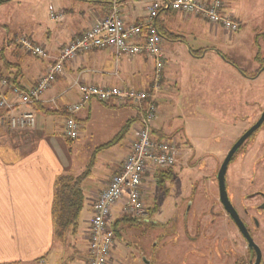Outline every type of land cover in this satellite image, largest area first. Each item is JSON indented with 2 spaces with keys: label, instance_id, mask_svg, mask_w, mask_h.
Instances as JSON below:
<instances>
[{
  "label": "crops",
  "instance_id": "crops-1",
  "mask_svg": "<svg viewBox=\"0 0 264 264\" xmlns=\"http://www.w3.org/2000/svg\"><path fill=\"white\" fill-rule=\"evenodd\" d=\"M149 1L121 0V17L124 23L130 25L141 22L146 15L145 7ZM50 10L55 13L62 11V15L55 20L50 19L51 22L46 25L39 23L35 26L27 25L16 16L5 18L4 25L0 27V34L3 33L0 37V80H7L10 86L31 88L57 60L62 47L74 37L80 36L95 20L103 18L108 7L97 0H58L48 7V11ZM225 10L240 27L239 14L235 15L227 9L226 1ZM203 22L205 21L196 16L176 12H164L157 16L155 23L160 32L166 36L169 34L179 36L182 41L169 42L162 38L164 68L161 86L153 93L156 109L157 101L164 99L163 95L170 92L171 86L175 88L178 86L179 65L173 50L176 44L183 45L187 50L190 62L203 59L208 54L215 55L214 49L206 47L204 43L197 44L196 50L188 45L190 42L188 38L190 35L193 36V30H199L205 35L208 33V37L218 41L222 28L211 24L205 27ZM18 37L31 39L46 51L47 57L41 59L25 53L14 44ZM224 61L227 63L226 59ZM153 71L152 60L144 55L132 57L125 54L117 55L114 50L106 48L85 52L76 59L64 63L61 74L32 105H17L18 100L10 88L3 89L7 101L16 105V112L33 113L36 125L34 129L26 131H10L7 127L0 126V264H45V259L54 251L53 245L57 240L51 216L55 182L60 176L78 177L88 171L80 185L83 204L77 219L76 231L74 233L68 231L63 235L60 241H57L58 250L55 252L61 257L59 261H64L65 264H86L92 204L110 179L119 173L134 139L138 112L132 106H119L114 101L107 104L94 100L88 102L74 115L80 125V133L78 138L73 140L75 142L73 147H69L65 142L71 140L63 135L64 120L68 116L66 110L79 99L80 86L128 87L148 91ZM245 78L246 74L243 76L238 74L236 79L243 81ZM172 94L170 96L176 95ZM157 122L155 118L152 124L154 137L171 139L178 146L177 136L180 135L165 132ZM182 137L183 135L180 139ZM182 140L189 144L190 149L193 148L185 136ZM226 141L227 136L224 140L218 141L216 147L218 152L225 151ZM190 149L186 150V155ZM178 150L179 157L181 155L179 147ZM214 154L217 153L212 154L213 159L217 160ZM81 161L84 165L79 169V165L76 164ZM73 168H78L79 172L76 173ZM164 170L168 169L148 173L142 180V200L145 206L151 209L150 214L155 209L151 220L148 219L149 223L138 220L126 221L129 217L121 214L120 205L112 208L110 223L115 240L108 264H154V257L158 256L159 251L155 254L153 248L158 247V240L146 239L147 245H144L141 239L145 229H162L167 224L169 227L178 226L179 233L175 234L176 227L174 230L168 227L171 235L162 234L169 240L168 244L161 247L163 250L161 256L169 258V261L178 257V263L185 264L187 256L193 254L194 257H189V260L193 261H190V264H199L196 252L192 248L189 251L188 246L185 248L182 243L184 241L196 243L199 239L197 225L204 223L199 224V219L188 217L174 221L157 219L165 206L163 200L167 195L156 205L152 200L159 188V182L163 181V184L168 180L162 174ZM187 188V192L183 190L184 195H181L183 191L178 193L181 205H185V208L191 205L193 196V186L188 183ZM127 227L138 230L135 234L138 241L130 245L125 242L124 233ZM121 234L124 239L118 241ZM67 236L69 242H66ZM145 246L148 248L150 246L151 257L144 255Z\"/></svg>",
  "mask_w": 264,
  "mask_h": 264
},
{
  "label": "rangeland",
  "instance_id": "rangeland-1",
  "mask_svg": "<svg viewBox=\"0 0 264 264\" xmlns=\"http://www.w3.org/2000/svg\"><path fill=\"white\" fill-rule=\"evenodd\" d=\"M57 2L58 0H11L0 3V27L4 25L5 18L12 16H16L27 25L49 24L51 18H49L48 7ZM226 7L235 15L239 14L241 26L238 32L228 34L222 29L216 42L212 37H208V33L205 35L199 30H193V36L190 35L188 38L190 41L188 45L191 49L196 50L197 44L204 43L206 47H211L215 51V55L208 54L205 58L196 59L193 62L189 61L187 50L183 45L176 44L173 50L179 65L177 68L180 77L178 86L176 88L171 86L170 92L163 95L164 99L157 101L158 109H156L157 123L163 127L164 131L185 136L193 146L190 149L189 144L182 140L183 137L180 139V136H177L181 155L177 158L173 168L162 172L168 180L166 183L162 184L163 181L159 183V188L152 200L156 205L167 195L163 200L165 206L157 219L174 221L183 217L205 218L207 221L203 230L218 227L217 221H219L217 255L215 251L214 254H209L207 251L212 247V241L202 240L199 235V239L194 244L187 241L182 243L184 247L188 246L189 251L192 248L194 252L195 250L202 252L204 254V256L201 254L203 264H232V257H234V264L242 263L241 252H244V245L241 243L242 246L231 253L227 248L230 246L229 242H225L227 237L230 238L229 232L231 231L229 230H232V227L217 199L216 175L233 141L258 119L264 109V0H226ZM208 25L203 22V26ZM2 35L3 33L0 37ZM224 59H228L233 65L225 63ZM262 64L261 71L255 75ZM238 74L241 76L246 74L245 80L236 79ZM171 94L173 96H170ZM57 118L61 117L57 116ZM226 136L225 151L221 150L219 153L216 150L217 143L224 140ZM65 144L73 147L75 142L71 140ZM244 147V152L241 151L235 162L228 166L225 181L228 177V189L233 203L241 215L244 214L248 226L252 229L249 218L255 217L260 221L259 228L252 232L263 252L264 259V211L262 214L255 213V209L264 199V197L261 198L264 192V126L254 139L253 136L247 139ZM188 149L190 152L186 155L185 152ZM213 153H217L214 154L217 160L213 159ZM76 165H79L80 169L84 163L81 161ZM79 169L73 168L76 173ZM188 183L193 186V196L191 205L185 208V205H181L182 201L178 198V193L183 190L187 192ZM185 192L183 191L181 195ZM255 193H259L260 196L255 197ZM146 209L148 211L146 219L151 220L155 209L151 214H149L151 209L147 207ZM168 227L167 224L162 229L147 228L144 230L141 239L144 245H147L146 239L149 241L155 239L159 242L158 247L153 248V253L158 254L159 251L158 256L154 257V264H179L178 257L169 261V258L161 256L163 251L161 247L168 244L169 240L165 239L162 234L171 235V232H168L169 228L175 227L177 229L175 234L179 233L178 226ZM137 232V229L127 227L124 236L128 245L138 241L135 235ZM123 239L121 234L118 241ZM57 241L60 239L57 238L55 241L54 251L45 259V264H65L64 261H59L61 257L55 254L58 250L59 242ZM69 241L67 236L66 242ZM151 251L150 246L149 248L145 246L144 255L151 257ZM188 256H193V254Z\"/></svg>",
  "mask_w": 264,
  "mask_h": 264
},
{
  "label": "built area",
  "instance_id": "built-area-1",
  "mask_svg": "<svg viewBox=\"0 0 264 264\" xmlns=\"http://www.w3.org/2000/svg\"><path fill=\"white\" fill-rule=\"evenodd\" d=\"M109 1L107 14L95 20L80 36L74 37L63 46L57 60L31 88L10 86L7 80H0V126L7 127L10 131H26L35 128L34 114L26 111L16 112V105L7 101L3 93L4 88H10L11 93L18 100L17 105H32L61 74L64 63L91 50L110 48L117 55L125 54L131 57L144 55L153 62L154 71L150 90L80 86L79 99L66 110L68 116L64 120L63 135L68 140L78 138L80 125L74 115L90 101L94 100L102 104L114 101L119 106H132L138 112L134 139L121 164V169L110 179L92 204L86 264H108L115 240L110 223L114 206L120 205L121 214L124 216L146 221L148 211L142 200V180L148 173L172 168L179 155L178 146L173 140L157 139L152 131V124L156 118L153 93L161 86L164 68L162 37L154 25V18L160 12L171 11L196 16L212 26L221 27L228 34H234L239 30V23L225 10L226 0H150L145 7L144 19L130 25L125 24L121 17V0ZM49 12L52 20L62 15V11ZM14 44L25 53L37 58L47 57L46 51L27 37H18Z\"/></svg>",
  "mask_w": 264,
  "mask_h": 264
},
{
  "label": "flooded vegetation",
  "instance_id": "flooded-vegetation-1",
  "mask_svg": "<svg viewBox=\"0 0 264 264\" xmlns=\"http://www.w3.org/2000/svg\"><path fill=\"white\" fill-rule=\"evenodd\" d=\"M264 111V109L262 110V112ZM262 112L260 113L258 119L260 118ZM258 119L252 123L247 129L243 130L239 135L238 137H236V139L233 141V143L231 144V146L229 147L228 151L230 150V148L232 147V145L248 130L250 129L257 121ZM264 126V121L263 123L260 125V127L258 129H256L248 138L252 137L253 136V139L256 137V135L259 133V131L263 128ZM247 138V139H248ZM247 139L242 143V145L238 148V150L235 152V154L232 156L230 162H229V165L231 163H234L236 158H237V155L240 154L241 151L244 152V144L245 142L247 141ZM227 151V153H228ZM242 152V153H243ZM226 153V155H227ZM225 155V156H226ZM225 158V157H224ZM228 165V166H229ZM228 168V167H227ZM227 171V170H226ZM217 177V175H216ZM227 179L228 177H226V181H225V192H226V198L228 200V202L230 203V205L232 206V208L234 209V211L236 212V215L238 217V219L240 220V222L242 223L244 229L246 230V232L248 233L249 237L251 238L253 244L256 246V248L258 249L259 253H260V262L259 264H263L264 263V259H263V252L260 248V246L257 244L255 238H254V235H253V230H256L257 228H259V222L257 218L253 217V218H249L250 220V224L252 225V229L248 226V222L247 220H245V216L244 214L241 215V213L239 212V210L237 209V207L235 206V204L233 203V200H232V196L231 194L229 193V189H228V183H227ZM216 186H217V178H216ZM260 196L259 193H255V197H258ZM264 197V192L262 193V196L261 198ZM217 199H218V202L220 204V207H221V210L223 212V214L225 215L226 219L229 220V222L231 223V226L232 227V230H229L231 232L230 233V238L227 237L226 239V236L224 237V240L226 239L225 242H229V245L231 246V248H229L230 246H228L227 248L230 249L231 253H233V251H235V249H239L242 244L244 245V252L242 251V255H243V259H242V263L241 264H254L255 263V259H256V252H255V249L251 246L248 245L245 237L243 236L242 232L239 230L238 226L236 225V223L234 222L233 218L225 211L222 203L220 202V199H219V192H218V186H217ZM262 211H264V199H262V202L259 206H257V208L255 209V213L256 214H262ZM248 213V212H247ZM248 216V214H246ZM205 218H199V224L200 223H204L203 225H197L199 227L198 228V235H199V238H201L202 240H208V241H212V247L209 248L208 253H212L214 254V251H215V254L217 255L218 253V248H219V245H218V238H219V234H220V227H219V221H217V225L218 227L216 226L215 228H213L212 231L211 228L208 230H203V226L205 225ZM216 230V231H215ZM224 230V229H223ZM209 233L207 235V232ZM233 231V232H232ZM242 243V244H241ZM195 256H197V261L199 262V264H203L202 263V255L204 256V254L202 252H200L199 250H195ZM202 254V255H201ZM191 257V256H190ZM189 256H187V259H186V262L185 264H190L189 262ZM232 264H234V257H232Z\"/></svg>",
  "mask_w": 264,
  "mask_h": 264
},
{
  "label": "trees",
  "instance_id": "trees-1",
  "mask_svg": "<svg viewBox=\"0 0 264 264\" xmlns=\"http://www.w3.org/2000/svg\"><path fill=\"white\" fill-rule=\"evenodd\" d=\"M7 1L10 0H0V3H4ZM97 1L100 3L107 4V7L109 9L110 6L109 0H97ZM168 12L171 13V11H166L165 13ZM160 13H164V12H160ZM160 13H158L157 16ZM157 16L154 18V25L159 35L164 40L169 42L182 41V38L179 36L172 34L166 36V34L161 33L155 23ZM226 61L227 63L231 64V62L228 59ZM263 64L261 65L260 69L256 72L255 75H257L261 71ZM87 172L88 171L84 172L82 175L78 177L60 176L55 182L52 205H51V216L53 221L54 233L58 239H60L63 235L67 234L68 231H70L71 233H74L76 231L77 219L83 204V196L80 190V185L82 181L85 179ZM134 220L135 219L132 218L126 219V221H130V222H133ZM148 221H149L148 219H146V221L138 220V222H144V223H149Z\"/></svg>",
  "mask_w": 264,
  "mask_h": 264
},
{
  "label": "water",
  "instance_id": "water-1",
  "mask_svg": "<svg viewBox=\"0 0 264 264\" xmlns=\"http://www.w3.org/2000/svg\"><path fill=\"white\" fill-rule=\"evenodd\" d=\"M264 121V111L262 112L260 118L258 121L250 128L248 129L230 148L228 151L227 155L223 159L218 172H217V186H218V192H219V199L220 202L222 203L225 211L233 218L234 222L238 226L239 230L242 232L243 236L245 237L247 243L249 246L253 247L256 252V259L254 264H259L260 262V253L256 246L253 244L251 238L249 237L248 233L244 229L242 223L238 219L236 212L228 202L226 198V192H225V173L227 170V167L229 165V162L232 158V156L235 154V152L238 150V148L242 145V143L256 130L260 127V125Z\"/></svg>",
  "mask_w": 264,
  "mask_h": 264
}]
</instances>
